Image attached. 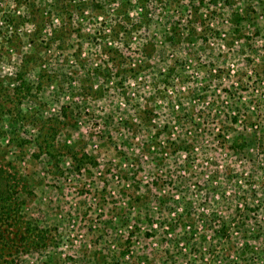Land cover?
Listing matches in <instances>:
<instances>
[{
  "label": "rangeland",
  "instance_id": "obj_1",
  "mask_svg": "<svg viewBox=\"0 0 264 264\" xmlns=\"http://www.w3.org/2000/svg\"><path fill=\"white\" fill-rule=\"evenodd\" d=\"M37 1L0 0V264H264V0Z\"/></svg>",
  "mask_w": 264,
  "mask_h": 264
},
{
  "label": "trees",
  "instance_id": "obj_2",
  "mask_svg": "<svg viewBox=\"0 0 264 264\" xmlns=\"http://www.w3.org/2000/svg\"><path fill=\"white\" fill-rule=\"evenodd\" d=\"M33 8L35 10L39 9V5H38L37 0H33ZM199 142L200 141H198V143ZM262 146L264 148V142H262ZM261 154H263V156H261ZM261 154H257V155H259L260 157H263L261 160V163L263 164L264 149L261 152ZM194 156H195L194 154H190L189 157L195 158ZM245 156L249 157L247 155H245ZM193 158L190 159L191 164H193L195 161ZM154 162H155V164H157L156 160ZM179 177H180V175H179ZM180 178L182 179V182H184L185 181L184 180L185 174H183ZM2 193L4 194V192H2ZM12 212H15L14 208H12V205H9V202L6 199L0 197V244H1V250L5 249V246L9 245V242H10L9 236L7 235L8 228H6V227H7V224L9 223L10 218H11ZM242 229L244 230L245 227L243 226ZM180 251H183V249H180Z\"/></svg>",
  "mask_w": 264,
  "mask_h": 264
}]
</instances>
